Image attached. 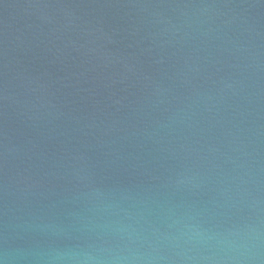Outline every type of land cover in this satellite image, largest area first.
<instances>
[{
    "label": "water",
    "instance_id": "95a60500",
    "mask_svg": "<svg viewBox=\"0 0 264 264\" xmlns=\"http://www.w3.org/2000/svg\"><path fill=\"white\" fill-rule=\"evenodd\" d=\"M0 264H264V0H0Z\"/></svg>",
    "mask_w": 264,
    "mask_h": 264
}]
</instances>
